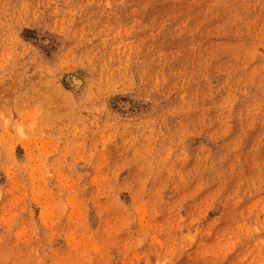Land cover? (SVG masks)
Wrapping results in <instances>:
<instances>
[{
    "label": "rangeland",
    "instance_id": "374dc122",
    "mask_svg": "<svg viewBox=\"0 0 264 264\" xmlns=\"http://www.w3.org/2000/svg\"><path fill=\"white\" fill-rule=\"evenodd\" d=\"M0 264H264V0H0Z\"/></svg>",
    "mask_w": 264,
    "mask_h": 264
},
{
    "label": "bare ground",
    "instance_id": "6f19581e",
    "mask_svg": "<svg viewBox=\"0 0 264 264\" xmlns=\"http://www.w3.org/2000/svg\"><path fill=\"white\" fill-rule=\"evenodd\" d=\"M72 78H73V76H72ZM77 81V80H76Z\"/></svg>",
    "mask_w": 264,
    "mask_h": 264
}]
</instances>
